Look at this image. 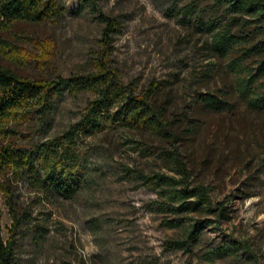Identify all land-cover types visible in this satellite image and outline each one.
<instances>
[{
  "label": "rangeland",
  "instance_id": "374dc122",
  "mask_svg": "<svg viewBox=\"0 0 264 264\" xmlns=\"http://www.w3.org/2000/svg\"><path fill=\"white\" fill-rule=\"evenodd\" d=\"M98 1L122 24L112 53L122 80L135 83L139 91L152 82L159 85L153 100L165 109L172 128L186 135L182 151L192 181L209 187L213 200L227 201L225 234L248 241L264 264V112L251 109L238 96L237 74L229 64L237 50L229 57L209 52L207 35L166 17L171 0ZM61 2L68 14L60 25L16 22L0 31V38L18 55L0 53L1 65L35 80L89 69L100 26L81 0ZM188 2L180 0V5ZM203 5L208 10L211 6ZM256 62V57H248L240 67ZM203 92L227 99L231 109H204L197 99ZM85 99L64 95L43 123L32 120L17 126L28 136L18 142L62 132L78 118ZM81 147L91 180L73 196L43 192L25 181L13 184L17 214L25 216L15 235L14 264H203L197 249L192 256L165 250L164 243L177 232L159 225L162 215L149 209L155 194L124 171H168L160 157L165 142L113 129L84 138ZM0 205L7 239L12 222L1 193ZM207 232L219 238L213 229ZM217 262L239 264L231 259Z\"/></svg>",
  "mask_w": 264,
  "mask_h": 264
},
{
  "label": "trees",
  "instance_id": "16d2710c",
  "mask_svg": "<svg viewBox=\"0 0 264 264\" xmlns=\"http://www.w3.org/2000/svg\"><path fill=\"white\" fill-rule=\"evenodd\" d=\"M81 1L100 26L98 48L88 70L35 80L0 64V193L12 222L10 235L5 239L0 205V264H14L15 235L25 218L17 214L13 184L25 181L43 192L73 196L91 180L87 153L81 147L83 139L113 129L147 134L167 144L160 157L168 171L146 173L124 167L127 176L155 194L149 209L162 215L159 225L177 232L176 238L164 243L165 250L192 256L197 249L203 264L228 259L239 264H260L248 241L225 234L223 224L229 220L227 201L213 200L209 187L192 181L182 151L185 134L172 128L165 109L153 100L159 85L152 82L139 91L135 83L122 80L112 62L121 22L107 14L98 0ZM205 3H210L209 10ZM67 14L61 0H0V31L16 22L60 25ZM165 15L207 35V49L217 57L232 56L236 49L229 64L237 74L238 96L251 109L264 112V81H260L264 77V0H189L184 5H180V0H171ZM0 53L18 57L17 51L1 38ZM248 57H256V65L241 68L242 59ZM257 82L261 91L255 89ZM64 95L73 99L86 96L78 118L45 140L19 143L28 136L18 132L17 126L32 120L43 123ZM197 99L210 111L222 112L232 107L227 99L211 92L200 93ZM208 228L219 238L209 236Z\"/></svg>",
  "mask_w": 264,
  "mask_h": 264
}]
</instances>
